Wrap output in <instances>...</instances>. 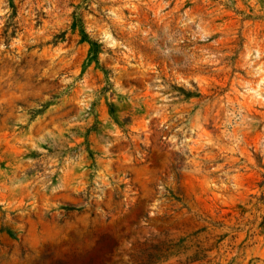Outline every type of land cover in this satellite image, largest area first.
I'll return each instance as SVG.
<instances>
[{
	"label": "rangeland",
	"instance_id": "rangeland-1",
	"mask_svg": "<svg viewBox=\"0 0 264 264\" xmlns=\"http://www.w3.org/2000/svg\"><path fill=\"white\" fill-rule=\"evenodd\" d=\"M0 264H264V0H0Z\"/></svg>",
	"mask_w": 264,
	"mask_h": 264
},
{
	"label": "trees",
	"instance_id": "trees-1",
	"mask_svg": "<svg viewBox=\"0 0 264 264\" xmlns=\"http://www.w3.org/2000/svg\"><path fill=\"white\" fill-rule=\"evenodd\" d=\"M203 31H204V33H205V32H207V31H209V29L204 28ZM164 253H165V252H161V254H158V255H156V256H150V258H147V256H146L145 259L148 260V261H152L153 259H158L159 257H164V256H163ZM192 257L195 259L197 256L194 255V256H192ZM150 259H151V260H150Z\"/></svg>",
	"mask_w": 264,
	"mask_h": 264
},
{
	"label": "bare ground",
	"instance_id": "bare-ground-1",
	"mask_svg": "<svg viewBox=\"0 0 264 264\" xmlns=\"http://www.w3.org/2000/svg\"><path fill=\"white\" fill-rule=\"evenodd\" d=\"M205 26H207V25H205Z\"/></svg>",
	"mask_w": 264,
	"mask_h": 264
}]
</instances>
